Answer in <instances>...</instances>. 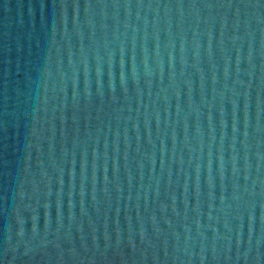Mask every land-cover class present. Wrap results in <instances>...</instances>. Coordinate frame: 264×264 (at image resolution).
Returning a JSON list of instances; mask_svg holds the SVG:
<instances>
[{
    "label": "water",
    "instance_id": "obj_1",
    "mask_svg": "<svg viewBox=\"0 0 264 264\" xmlns=\"http://www.w3.org/2000/svg\"><path fill=\"white\" fill-rule=\"evenodd\" d=\"M0 264H264V0H0Z\"/></svg>",
    "mask_w": 264,
    "mask_h": 264
}]
</instances>
